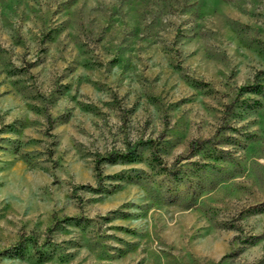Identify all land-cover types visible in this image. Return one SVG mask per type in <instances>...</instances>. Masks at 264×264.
<instances>
[{
	"label": "rangeland",
	"instance_id": "rangeland-1",
	"mask_svg": "<svg viewBox=\"0 0 264 264\" xmlns=\"http://www.w3.org/2000/svg\"><path fill=\"white\" fill-rule=\"evenodd\" d=\"M263 69L264 0H0V264H264Z\"/></svg>",
	"mask_w": 264,
	"mask_h": 264
},
{
	"label": "trees",
	"instance_id": "trees-1",
	"mask_svg": "<svg viewBox=\"0 0 264 264\" xmlns=\"http://www.w3.org/2000/svg\"><path fill=\"white\" fill-rule=\"evenodd\" d=\"M260 72H264V69L262 71H260ZM147 143L153 144V141L152 140H138V141H135L133 143H128L127 148H126V150L124 152H121V153L110 152L104 158L111 159L114 156H116V154H118L117 156H120V157L129 156V155L133 154L134 152H136L141 145L147 144ZM100 160H101L100 158L96 159L95 163H96V168L97 169L99 168ZM70 218L71 217H68V216L64 217L65 220H68ZM29 238H30L29 235H27V236L21 237V239L19 241L21 243H23L25 240H28Z\"/></svg>",
	"mask_w": 264,
	"mask_h": 264
}]
</instances>
